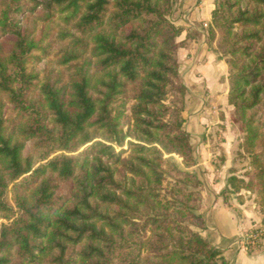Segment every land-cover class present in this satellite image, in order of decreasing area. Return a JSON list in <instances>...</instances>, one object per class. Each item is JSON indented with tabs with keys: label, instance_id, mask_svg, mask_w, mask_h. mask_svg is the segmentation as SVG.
Here are the masks:
<instances>
[{
	"label": "trees",
	"instance_id": "16d2710c",
	"mask_svg": "<svg viewBox=\"0 0 264 264\" xmlns=\"http://www.w3.org/2000/svg\"><path fill=\"white\" fill-rule=\"evenodd\" d=\"M172 2L33 0L27 12L60 22L61 83L28 68L41 39L21 32L19 0H0V34L14 36L0 59L13 114L5 119L0 104V264H228L198 232ZM206 32L227 68L238 155L248 159L222 193L247 191L264 211V0H216ZM26 142L36 155H23Z\"/></svg>",
	"mask_w": 264,
	"mask_h": 264
},
{
	"label": "crops",
	"instance_id": "0c3cea01",
	"mask_svg": "<svg viewBox=\"0 0 264 264\" xmlns=\"http://www.w3.org/2000/svg\"><path fill=\"white\" fill-rule=\"evenodd\" d=\"M197 1L182 0L180 5L183 13L180 24L184 27L177 38L178 42L183 41L178 56L188 69L192 67L190 72L194 74L191 88L195 105L193 120L199 125L205 114H212L210 109L217 107L223 113L221 123L224 124L219 132L211 128L195 136L194 167L205 171L200 192L203 205L199 210L204 228L198 232L221 252L228 264H264V211L255 204L254 195L247 191L222 193L229 175L241 177L246 159L237 156L241 133L230 124L232 107L227 102L226 66L205 40V26L213 0ZM193 30L199 34L195 40L192 39ZM215 139L218 140L215 142ZM238 196L242 201L237 200ZM255 229L261 233L255 243L247 247L240 245L243 236Z\"/></svg>",
	"mask_w": 264,
	"mask_h": 264
},
{
	"label": "rangeland",
	"instance_id": "374dc122",
	"mask_svg": "<svg viewBox=\"0 0 264 264\" xmlns=\"http://www.w3.org/2000/svg\"><path fill=\"white\" fill-rule=\"evenodd\" d=\"M172 13L170 16V19L172 20L173 24L180 28V33L181 30L183 29V25H181L182 19V12H181V3L182 0H172ZM199 2V0L197 1ZM216 0L212 1L213 8ZM20 5L23 7L22 11L16 15L18 21H19V26L20 30L22 33H24L27 37L32 38L34 40H39L41 39V42H39L40 47L42 48L41 50H36L32 52V58L28 62V68L35 71L36 73L39 74L40 77H46L50 80V82H53L57 79H61V83L65 81L67 78V71H65L64 66H58L56 64V58L53 57L54 53L59 49L61 46H63L66 42H57L56 39V34L58 31L57 24H59V20L57 18H54L51 21L44 22L41 20V17L39 16L41 14L40 10H36L33 13L27 12L26 9L30 7L33 4V0H19ZM212 8V9H213ZM212 11V10H211ZM211 14V12H210ZM210 22V17L208 22H206L205 26V40L207 43V46L211 47L212 50L215 48V45L213 42H210L207 39V32L206 29L209 25ZM51 29V30H50ZM179 33V35H180ZM197 30L192 32V39H196L197 35ZM179 35L175 38V42L177 43L178 47L176 49V61H177V75L175 78V81L177 84H182L185 88L184 96H183V110L180 112V116L183 119L182 121V129L188 133V141L189 144L191 145L193 149V154H194V161H195V152L194 149L196 147V134L199 135V133L207 131L212 128L213 131L219 132L224 128V124L221 123L223 121V113L220 112V110H217V107H214V109H210V111H213L205 114L204 116V121L199 122L200 124L198 125L194 120H193V114H194V97L193 93L194 91L191 90L193 89L194 80L192 75V71L190 72L191 69H188L189 67H186L184 65L183 61L180 59L178 56V48L183 41L178 42L177 38ZM14 40V36L11 34H0V59L6 56L10 49H11V42ZM44 52V53H43ZM214 52V51H213ZM216 54V53H215ZM217 55V54H216ZM218 58V57H217ZM219 59V58H218ZM188 73V75H187ZM226 78H227V68H226ZM164 104H167L168 101H164ZM0 104H1V113L2 116L5 119H10L13 114H12V107L6 103V99L0 95ZM132 104L131 100H128L125 104V113L127 115H130V105ZM231 115L232 112H230V124H234L231 120ZM219 120L220 122H218ZM217 121V122H216ZM122 126V131L123 133L126 131L127 123L125 121L121 122ZM235 129L237 130L236 125L234 124ZM238 131V130H237ZM217 134V133H216ZM218 139H215V142ZM124 149V152L121 154L122 158H126L128 155H130L131 152V147L127 146L124 144L122 146ZM118 150V149H116ZM28 154H33L36 155L35 152L32 149V145L30 142H26L24 144V149H23V155H28ZM166 156V155H165ZM238 158H240L239 155H237ZM173 159L178 163L180 158L176 156L175 154H172ZM220 157V156H219ZM242 158L246 159V165L242 166L243 172L241 171V177L243 176V173L245 169L247 168V162L248 159L245 156H242ZM195 163V162H194ZM167 167V166H165ZM187 172L193 173L196 177V180L199 181V185L194 188L195 191H197L200 194V200H199V209L196 210V214L200 215L199 210L201 206L203 205L202 202V195H201V188H203V179L205 178L204 174L205 171L201 170V168L194 167V164L186 169ZM172 175L174 172H170ZM119 174L116 173V179L119 178ZM165 181L172 182L173 179L170 177H165ZM59 190H58V195L64 196L67 193V186L66 184L59 183ZM165 185V182H163V186ZM160 192L162 194H165L166 199L168 198V193L164 188L160 189ZM42 264H47V262H43Z\"/></svg>",
	"mask_w": 264,
	"mask_h": 264
},
{
	"label": "built area",
	"instance_id": "2783aa9c",
	"mask_svg": "<svg viewBox=\"0 0 264 264\" xmlns=\"http://www.w3.org/2000/svg\"><path fill=\"white\" fill-rule=\"evenodd\" d=\"M257 235L253 234V233H246L243 238L239 241V244L242 246L247 247L248 245H251L253 243H255L256 239H257Z\"/></svg>",
	"mask_w": 264,
	"mask_h": 264
}]
</instances>
